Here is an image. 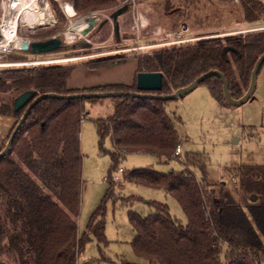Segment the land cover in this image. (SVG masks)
I'll list each match as a JSON object with an SVG mask.
<instances>
[{"label":"trees","instance_id":"trees-1","mask_svg":"<svg viewBox=\"0 0 264 264\" xmlns=\"http://www.w3.org/2000/svg\"><path fill=\"white\" fill-rule=\"evenodd\" d=\"M78 14L116 6L130 0H66ZM160 0L163 14L172 19L176 30L180 21L193 18L195 24L213 17L206 7L236 24L264 22V0ZM67 2L68 4H71ZM53 9L61 14L57 2ZM230 20V21H229ZM227 22V23H228ZM72 48L62 44L53 51ZM27 51L4 56L5 60H26ZM264 53V30L246 34L202 37L138 54L137 71H161L163 87L158 94L174 92L201 74L220 70L229 80L231 94L241 97L249 88L256 61ZM35 54V53H34ZM112 60L95 59L84 64L99 69ZM77 63L9 66L0 70V92L11 93L0 100V116L22 117L27 105L15 109V98L30 90L37 96L45 92L61 94L83 91H140L137 78L131 85L105 83L85 88H69L68 78ZM212 95L228 104L222 78L211 75L204 81ZM114 112L95 121L100 145L110 137L112 166L106 178L112 193L113 170L130 153H152L159 158L178 159L182 170L163 171L136 167L124 172L125 179L167 189L180 202L187 216L183 223L166 202L149 200L152 212L143 215L130 210L136 235L134 250L146 259L143 264H264V165L232 164L226 167L237 192L227 180L212 184L207 178L210 160L205 151L176 153L181 145L176 124L181 117L168 110L173 99L112 97ZM101 98L40 99L20 127L10 151L0 157V195L17 208L19 230L0 226V238L9 237L8 248L18 251L25 264H109L114 261L102 251L109 240L103 218L106 198L94 211L87 229L80 233L77 216L84 189L81 123L88 105ZM3 145L0 151L4 148ZM196 168L200 175L193 170ZM45 189L51 190L46 192ZM139 198L129 196V200ZM95 237L101 255L80 262L87 244ZM24 256H27L24 258ZM124 264H142L124 261Z\"/></svg>","mask_w":264,"mask_h":264},{"label":"rangeland","instance_id":"rangeland-1","mask_svg":"<svg viewBox=\"0 0 264 264\" xmlns=\"http://www.w3.org/2000/svg\"><path fill=\"white\" fill-rule=\"evenodd\" d=\"M50 1H52L51 9L56 7L55 2H57L62 11L60 14L52 9L56 21L44 26L31 27L20 20L18 33L22 37L33 42L59 34L62 40H66L63 32L74 23V19L78 16L70 17L66 12L64 5L70 1ZM159 1L130 0L113 7L94 10L101 18L100 22L105 19L107 21L102 25L99 22L87 36H78L72 42L63 41L62 44L72 46L69 49L35 54L27 51L25 54L28 59L26 60L4 59L5 55L22 49L0 50V70L9 66L92 63L98 58L113 60L132 52L137 56L140 53H150L158 48L171 46L172 44L158 43L172 39L169 35L172 32H175L177 36L179 33V38L195 40L212 35L222 36L237 32L246 34L264 30L263 21L256 23L244 21L241 24H236L232 20L225 21V18L215 13L216 11L209 3L206 10L212 12V18L203 20L201 25H196L193 18L186 19L184 23L181 20L179 28L174 30L171 28L172 19L163 14V10L158 6ZM173 1L178 2V0ZM235 1L240 4L239 0ZM121 8H124V11L117 14L115 19L113 14ZM1 17L0 10V19ZM127 48L134 49L125 51ZM59 59L66 60L52 61ZM112 71L114 69H110L105 74L112 75ZM10 94L0 92V100L6 99ZM168 110L181 117V122H178L176 126L181 139L182 154L188 151H205L209 155L207 178L210 183L217 184L227 180L236 193V186L228 176L226 167L232 164L264 165V64L258 73L253 97L241 105L221 104L212 95L208 85L202 83L185 96L173 99L168 104ZM113 112L112 97H103L98 102L88 105V114L81 123L84 189L80 214L77 216L78 229L80 233L87 229L90 217L106 198V214L103 221L109 243L101 247L103 253L114 261L109 264H124V261L143 264L146 263V259L137 254L132 245L136 230L129 217L130 210L148 215L152 212L148 201L158 200L166 202L171 213L183 223L187 222V216L180 202L167 189L125 179L124 172L136 167H153L163 171L182 170L184 165L178 159L159 158L152 153H130L119 164V168L123 170L112 171L115 185L112 193L107 197L110 183L106 178L112 166L111 151L114 146L110 137L106 138L103 147L100 145L95 121ZM15 121L16 118L13 115L0 116V148L7 143ZM193 170L200 175L198 169L193 168ZM45 190L51 192L49 189ZM133 195L139 198L129 200L128 197ZM16 212L17 208L10 204V200L0 195V226L8 228L11 232L19 230L22 221L16 220L18 217ZM8 243L7 235L0 238V264H25V259H22L18 251L10 250ZM99 245L98 240L93 237L87 244L83 256L80 257V262L99 257L101 255Z\"/></svg>","mask_w":264,"mask_h":264},{"label":"water","instance_id":"water-1","mask_svg":"<svg viewBox=\"0 0 264 264\" xmlns=\"http://www.w3.org/2000/svg\"><path fill=\"white\" fill-rule=\"evenodd\" d=\"M73 5V2H72ZM74 7V6H73ZM126 7V6H125ZM124 7V8H125ZM124 8H121L117 10L113 17L116 19L117 14H120L124 11ZM75 14H78V12L75 10ZM79 15V14H78ZM82 16L86 15V20L88 21V24L85 28L82 29V33L84 35H89L93 29L96 27V25L100 22V16L98 13H89V14H81ZM107 20H103L100 22V24L106 22ZM65 42L66 40H62V38L59 37V34L53 35L50 38L42 39V40H36V41H30L28 39H25L22 43V49L27 50L31 49L34 53H45V52H51L54 49L58 48L62 45V42ZM10 64H16V63H10ZM264 64V53H262L258 60L256 61V64L254 66V69L252 71L251 76V83L247 91L239 98H235L230 91V83L226 75L221 72L220 70L212 69L209 70L200 76H198L194 81H192L190 84L179 87L172 93L168 94H158L157 91L161 90L163 87V73L161 71H144L139 72L137 75V86L140 89V91H83V92H74V93H67V94H61L57 92H45L40 93L37 96H35V93L27 90L21 94H19L15 100H14V106L16 110H19L20 108L27 105L22 117L16 124L14 130L12 131L7 143L5 144L4 148L0 151V157L6 155L12 146V143L17 135V133L20 130V127L23 125V123L26 121L28 115L30 114L32 108L35 106V104L42 98L45 97H57V98H91V97H116V96H123V95H133L136 97H147V98H162V99H178L183 96H185L187 93H189L191 90H193L197 85L201 84L202 81H204L207 77L211 75H218L222 78L223 81V88H224V95L228 102V104L233 106H238L249 100L253 97L256 83H257V76L258 73Z\"/></svg>","mask_w":264,"mask_h":264},{"label":"bare ground","instance_id":"bare-ground-1","mask_svg":"<svg viewBox=\"0 0 264 264\" xmlns=\"http://www.w3.org/2000/svg\"><path fill=\"white\" fill-rule=\"evenodd\" d=\"M66 12L70 17L78 16L74 19V23L64 31L67 42L74 41L78 36L82 35V29L85 28L88 24L86 20V15L75 14V8L73 5L65 3L64 5ZM13 12H16V15L20 14V19L22 22L30 25L31 27H38L50 24L55 19V14L51 9V4L49 5L48 0H13ZM20 20H14L12 26L9 25L8 28L3 29L4 39L2 41V47H21L23 41L25 40L18 33V29H15ZM146 25L145 23L143 24ZM12 27V28H11ZM69 59V58H68ZM66 59L52 60V61H61ZM36 63V62H35Z\"/></svg>","mask_w":264,"mask_h":264},{"label":"crops","instance_id":"crops-1","mask_svg":"<svg viewBox=\"0 0 264 264\" xmlns=\"http://www.w3.org/2000/svg\"><path fill=\"white\" fill-rule=\"evenodd\" d=\"M137 68L138 58L134 52L125 54L121 58L120 56L114 58L107 65L96 70L89 69L85 64H78L68 78V87L83 88L98 84L118 82L131 85L137 78ZM110 69H114L115 72L112 71V75L105 74Z\"/></svg>","mask_w":264,"mask_h":264},{"label":"built area","instance_id":"built-area-1","mask_svg":"<svg viewBox=\"0 0 264 264\" xmlns=\"http://www.w3.org/2000/svg\"><path fill=\"white\" fill-rule=\"evenodd\" d=\"M48 1L51 4L52 1H50V0H48ZM0 10L2 11V17L0 19V50L7 51V50H11V49H22V46L19 48L14 47V46L9 47V48H4L1 46L3 44L2 41L4 39L3 29L8 28L9 25L12 26V24L14 23L13 19L14 20H21V19H20L19 15L15 14L16 12H13V0H0ZM90 13H96V11H92ZM19 25H20V21H19L17 27L15 28V29H18V31H19ZM237 33L239 34L240 32H237ZM169 35L172 37V39H170L169 41H166V42L158 43V44H160V45L176 44V43H182L185 41L194 40V38H179V33L177 36V34H175V32L169 33ZM176 36H177V38H176ZM25 39H27V38H25ZM130 49H134V48H127L125 51H128ZM181 152H182L181 146L179 145L176 149V153L179 154ZM120 170H123V169L120 168ZM116 178H117V176H116Z\"/></svg>","mask_w":264,"mask_h":264},{"label":"flooded vegetation","instance_id":"flooded-vegetation-1","mask_svg":"<svg viewBox=\"0 0 264 264\" xmlns=\"http://www.w3.org/2000/svg\"><path fill=\"white\" fill-rule=\"evenodd\" d=\"M102 24H105V22H104V23H102ZM102 24H101V25H102Z\"/></svg>","mask_w":264,"mask_h":264}]
</instances>
